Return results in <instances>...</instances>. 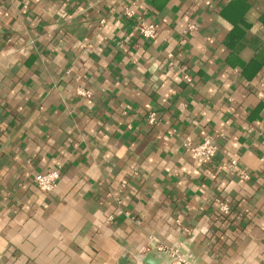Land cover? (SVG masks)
Returning a JSON list of instances; mask_svg holds the SVG:
<instances>
[{
    "label": "crops",
    "instance_id": "crops-1",
    "mask_svg": "<svg viewBox=\"0 0 264 264\" xmlns=\"http://www.w3.org/2000/svg\"><path fill=\"white\" fill-rule=\"evenodd\" d=\"M263 78L264 0H0V264H264Z\"/></svg>",
    "mask_w": 264,
    "mask_h": 264
},
{
    "label": "built area",
    "instance_id": "built-area-1",
    "mask_svg": "<svg viewBox=\"0 0 264 264\" xmlns=\"http://www.w3.org/2000/svg\"><path fill=\"white\" fill-rule=\"evenodd\" d=\"M123 16L126 19H134L135 26L138 34L145 40H153L157 37L159 25L157 22L154 21H147L142 15L137 14L133 9L127 8L123 11ZM104 19L100 20V23H104ZM193 24H189L186 28V32H189L194 29ZM185 79L189 80L188 76H185ZM260 86L264 88V78L260 81ZM75 94L80 97H90L91 91L86 88L85 86L79 84L75 88ZM147 122L150 125L156 124L157 116L154 112H149L147 114ZM183 146L189 150L191 155L198 160H200L204 164H208L212 161L213 157L215 156L217 147L211 141V139H205L202 142L197 144H192L189 139H186L183 142ZM238 168V160L236 158L222 161L218 166V170L225 169L227 171L234 170ZM239 177L242 180H248L249 175L245 172L244 169H239ZM59 180V170L54 168L47 170L44 173H40L34 176L33 182L35 186L41 191L45 193H49L57 185ZM217 207L221 215H228L230 213V206L226 202L217 201ZM186 232V230H183ZM156 249L159 251L166 252L167 256L169 257L168 264H191L189 260L185 258V256L181 253L180 245L173 244L171 246H163V245H156ZM129 264H146L141 260L131 262Z\"/></svg>",
    "mask_w": 264,
    "mask_h": 264
},
{
    "label": "water",
    "instance_id": "water-1",
    "mask_svg": "<svg viewBox=\"0 0 264 264\" xmlns=\"http://www.w3.org/2000/svg\"><path fill=\"white\" fill-rule=\"evenodd\" d=\"M144 263L148 264L146 260H143Z\"/></svg>",
    "mask_w": 264,
    "mask_h": 264
}]
</instances>
